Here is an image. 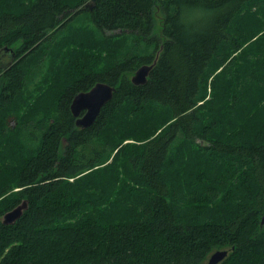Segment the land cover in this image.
Returning <instances> with one entry per match:
<instances>
[{"label":"trees","instance_id":"1","mask_svg":"<svg viewBox=\"0 0 264 264\" xmlns=\"http://www.w3.org/2000/svg\"><path fill=\"white\" fill-rule=\"evenodd\" d=\"M84 3L0 0V264H264V0Z\"/></svg>","mask_w":264,"mask_h":264},{"label":"water","instance_id":"2","mask_svg":"<svg viewBox=\"0 0 264 264\" xmlns=\"http://www.w3.org/2000/svg\"><path fill=\"white\" fill-rule=\"evenodd\" d=\"M151 68L152 64L139 66L130 80L136 85L145 83ZM114 91V86L105 82H96L89 90L77 93L70 104V110L75 117L76 126L80 128L90 126L95 121L101 108L112 98ZM27 207V199L22 200L19 204L3 214L2 223L8 225L15 223ZM261 224H264V216L261 219ZM227 253L228 251L226 249L214 251L209 255L207 264H217Z\"/></svg>","mask_w":264,"mask_h":264},{"label":"rangeland","instance_id":"3","mask_svg":"<svg viewBox=\"0 0 264 264\" xmlns=\"http://www.w3.org/2000/svg\"><path fill=\"white\" fill-rule=\"evenodd\" d=\"M91 0H85V5H90ZM160 13L157 12V24L156 27L158 28L159 24H160ZM10 60V56L9 54L4 53L1 49H0V64H6L8 63V61ZM8 125L13 127L15 125V120L13 118H9L8 120ZM208 258L206 260V264H207Z\"/></svg>","mask_w":264,"mask_h":264}]
</instances>
